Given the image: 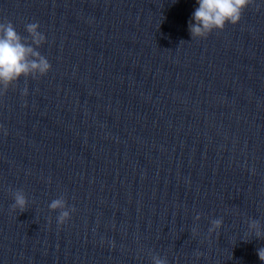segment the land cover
Returning <instances> with one entry per match:
<instances>
[{
    "label": "clouds",
    "instance_id": "9594fccd",
    "mask_svg": "<svg viewBox=\"0 0 264 264\" xmlns=\"http://www.w3.org/2000/svg\"><path fill=\"white\" fill-rule=\"evenodd\" d=\"M254 0H197L195 8L188 22V30L193 38H206L216 30L222 31L226 24L236 25L242 18L244 10ZM39 29L38 23H29L25 26L28 37L21 36L10 21L0 23V94L14 86L21 77L43 76L51 69V64L37 48L46 41V37ZM30 38V43L28 42ZM14 209L25 211L27 199L22 190L14 193ZM50 210L59 211L58 224L63 225L70 219L71 212L64 197L52 200ZM200 216H196L199 220ZM223 224L222 219L211 221L209 233L217 231ZM249 232L254 233L257 239L264 238V230L258 220H251L248 224ZM195 232V229L193 230ZM248 242L249 239H244ZM257 255L264 262V247L257 249ZM152 264H168L166 258L152 255Z\"/></svg>",
    "mask_w": 264,
    "mask_h": 264
}]
</instances>
